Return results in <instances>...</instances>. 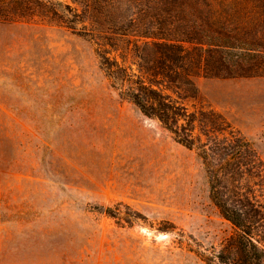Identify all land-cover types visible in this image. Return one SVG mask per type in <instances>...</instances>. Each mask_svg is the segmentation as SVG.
<instances>
[{"label":"rangeland","instance_id":"1","mask_svg":"<svg viewBox=\"0 0 264 264\" xmlns=\"http://www.w3.org/2000/svg\"><path fill=\"white\" fill-rule=\"evenodd\" d=\"M210 3L252 42L262 1ZM85 26L0 20V264H243L214 192L264 252V48L238 65L231 52L232 77L200 74L187 99L145 77L195 115L189 149L120 96L98 55L110 35ZM132 39L107 56L139 75Z\"/></svg>","mask_w":264,"mask_h":264},{"label":"trees","instance_id":"2","mask_svg":"<svg viewBox=\"0 0 264 264\" xmlns=\"http://www.w3.org/2000/svg\"><path fill=\"white\" fill-rule=\"evenodd\" d=\"M72 1L82 8L81 13L61 2L0 0V20L18 21L28 17H39L83 36L93 33V30H90V33L82 31L86 30L85 24L88 21L90 25L102 27L101 33L110 35L103 36L110 49L98 55L103 70L113 82V87L117 88L120 96L132 103L145 117L157 119L174 135L179 144L189 149L195 146V140L190 135L194 130L192 124L196 119L195 115L150 82L161 83L152 79L146 82L145 77L160 76L162 83H167L165 90L182 92L187 99L189 91H196L193 80L200 74L205 78L232 77V63L229 59L231 52L237 57L238 65L245 57L258 55V48H264L261 39L258 40L259 30L264 28V0H259L263 4L255 6L259 11L255 12V16L261 20V24L256 25L251 32L252 42L238 35L232 36L231 30L222 27L215 18L210 0ZM118 4L122 5L120 9L117 7ZM191 6L199 11L187 12V8ZM132 7H135L137 12L129 14ZM201 7L205 9V13L201 12L199 9ZM78 25H83L82 30L77 29ZM129 37L133 39L125 41L127 44H133V57L139 58L137 61L139 75L134 74L116 59L107 56L111 52L125 50V46L117 44V38ZM142 39L143 47L138 45V41ZM195 95L196 92L193 93V96ZM204 149L202 157L205 159L207 152ZM214 199L224 218L241 232L238 248L242 254V263L262 264L264 252L250 238L246 224L247 213L232 210L219 200L215 192ZM104 213L113 218L118 216V213L110 208L104 210Z\"/></svg>","mask_w":264,"mask_h":264}]
</instances>
